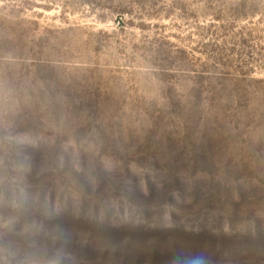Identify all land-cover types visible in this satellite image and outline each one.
Masks as SVG:
<instances>
[{
	"label": "rangeland",
	"instance_id": "obj_1",
	"mask_svg": "<svg viewBox=\"0 0 264 264\" xmlns=\"http://www.w3.org/2000/svg\"><path fill=\"white\" fill-rule=\"evenodd\" d=\"M0 264H264V0H0Z\"/></svg>",
	"mask_w": 264,
	"mask_h": 264
}]
</instances>
